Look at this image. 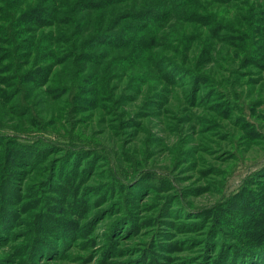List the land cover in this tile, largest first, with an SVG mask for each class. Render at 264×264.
I'll return each instance as SVG.
<instances>
[{
    "label": "rangeland",
    "instance_id": "obj_1",
    "mask_svg": "<svg viewBox=\"0 0 264 264\" xmlns=\"http://www.w3.org/2000/svg\"><path fill=\"white\" fill-rule=\"evenodd\" d=\"M195 5L157 24L142 56L186 58L214 75V87L177 64L186 83L166 86L139 62L126 68L143 73L133 103L98 104L90 91L73 94L77 65L56 64L46 79L41 66L25 75L26 37L53 40L34 29L39 10L21 33L13 16L24 3L0 0V128L8 126L0 131V264H243L227 251L264 242V79L240 83L258 67L241 65L237 39L214 40L212 59L197 57L198 34H207L200 23L211 19L205 12L239 27L235 18L250 22L252 14L239 1ZM255 26L264 28V19ZM125 63L116 60L111 74ZM83 146L79 156L67 152Z\"/></svg>",
    "mask_w": 264,
    "mask_h": 264
},
{
    "label": "trees",
    "instance_id": "obj_2",
    "mask_svg": "<svg viewBox=\"0 0 264 264\" xmlns=\"http://www.w3.org/2000/svg\"><path fill=\"white\" fill-rule=\"evenodd\" d=\"M2 1L6 2L9 5L8 7L15 6L17 2L24 3V8L16 11L13 20L19 22L25 27L21 28L22 26H20L19 28L13 29L20 32L26 29V21H28L26 17L35 19V14L32 12L39 10L42 16L39 17L38 24L34 29H43L40 33L42 38L47 37L49 40L56 41V43L53 41L48 42L50 43L48 48L50 50L46 51L45 48H47L48 43L39 41L37 37H34L36 35L26 37V54H20L24 55L23 57H26V62H20L22 66L26 65L27 72L25 71V75L29 72L33 74L32 70H35L33 68L41 66L45 70L44 78L46 79V77L51 74V69L54 68L56 64L65 66L77 65L79 78L74 77L73 84L74 82L76 84L74 88L72 86V92L73 94H76L78 91H90L95 97L93 101L95 103L101 104L100 101H106L105 103L108 104L112 102L115 103L119 98L133 103L132 96L136 95L133 93H138L139 88L142 87V83H139L138 81H141L139 76L143 73L138 71L129 75L127 74L129 70H126V68L130 64L135 65L139 62H142L149 67L147 69L145 67L147 72H158L166 86L174 87L175 84L179 85L186 83L182 82L184 81L181 78V75L184 74L182 71H177L179 72V74H177V72L174 73L172 70V66L175 64L180 65L182 69L189 71V75L194 77L193 81L197 84L211 87L213 84L215 85L217 81L213 74L203 71L199 64L194 65L192 62H189V60H186V58L184 60L175 59L162 53H159V55L153 54L149 59H145L144 56H142V49L148 45L152 46V43L156 41V25L174 17L177 13H181L183 10L194 12V10H190L191 5L197 6L195 4L198 0H150L145 3L141 0L139 6L136 4L138 0ZM221 1H239L242 4L247 5L248 11L252 14V16H250L252 19L249 22L245 16L241 15L240 18L236 17L235 23L241 25V27H239L234 26L225 20H218V17L212 13L205 12L211 16V19L201 21L200 23L202 24L201 27L206 28L207 34L205 38H203L201 34H198L197 39L203 44V48H200V53L197 56L199 57L198 60L205 61L208 60V58L212 59V51L215 50V44H213L214 40L220 38L237 39L239 42H237L238 44L236 47L239 48L241 52L236 53L235 55L238 54L241 65H246V67L256 65L258 67L257 72L252 71L251 74H246L249 75L248 78L240 83H257L264 79V75L261 74L264 73V51L262 52L260 49V47L264 48V28L255 26V23L257 24L264 19V0ZM250 1H252L253 4H250ZM7 9L9 8H6V10ZM223 30L225 33L222 34L220 31ZM229 32H233V34H230ZM194 36L196 37L197 35L192 33L187 40H191V37ZM65 39L69 40L70 45L61 47L60 42L67 41ZM11 45L10 55L13 54L15 57L14 48L16 45H19L18 43L16 44L15 38L12 39ZM40 49L44 52H39L41 51ZM114 49L118 52L121 51L117 54L118 56L116 58L111 57V50ZM122 51H125L126 55L130 58L127 59L124 57ZM53 52L59 54L54 61H48L52 59L51 56L54 54ZM187 55L189 58L188 53ZM255 55L258 56L256 57ZM251 56H253V60L250 61V64H246L249 62L246 61V59H249ZM33 59H35L34 62L31 64L27 63ZM151 59L152 63L150 62ZM116 60H126V63L118 65L122 67V69L120 72H115L114 76L111 74V71H114L112 65H114ZM153 65L157 70H161H154L152 68L154 67ZM165 66L168 67L164 69ZM180 67L176 66V70L180 69ZM163 70L167 74L173 72V78H171L170 75V78L167 77L166 74L163 73ZM228 71H231V68ZM112 77L117 80L114 84L112 83ZM127 77L128 80L126 81ZM237 77L244 79L245 76L238 75ZM19 79L21 80L22 77H19ZM27 80L32 82L36 81L33 78H28ZM57 85L61 90H65V84L57 83ZM102 87L103 90L101 91ZM157 93L158 96H156L155 99L157 100L158 97H160V100L162 101L164 99V91L162 90L161 93ZM76 97H78V95H76L73 100ZM78 101H80V99H78ZM122 105V103L117 104V106ZM117 111H119V109ZM258 111L262 113L263 119L264 109H258ZM119 116L121 117V115ZM6 127L8 126H1L0 131L6 132ZM83 148L85 147L83 146L77 150L68 148L67 152L74 151L73 153L79 156L82 154ZM259 162L261 163L263 160H260ZM243 182L244 181H240V183ZM53 233L56 235L57 231H53ZM245 246V248L239 249L238 253L233 250L232 253L227 251L228 254H231L229 255V259L233 257L231 260L243 264H259L264 262V242L259 246Z\"/></svg>",
    "mask_w": 264,
    "mask_h": 264
}]
</instances>
